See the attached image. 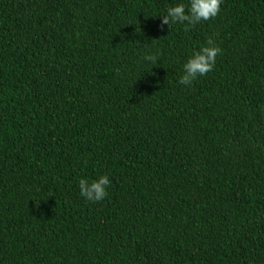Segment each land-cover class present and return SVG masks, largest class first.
Masks as SVG:
<instances>
[{"label": "trees", "instance_id": "1", "mask_svg": "<svg viewBox=\"0 0 264 264\" xmlns=\"http://www.w3.org/2000/svg\"><path fill=\"white\" fill-rule=\"evenodd\" d=\"M178 4L0 0V264H264V0Z\"/></svg>", "mask_w": 264, "mask_h": 264}, {"label": "clouds", "instance_id": "2", "mask_svg": "<svg viewBox=\"0 0 264 264\" xmlns=\"http://www.w3.org/2000/svg\"><path fill=\"white\" fill-rule=\"evenodd\" d=\"M223 0H189L186 7L184 4H178L167 9L166 15L162 16L161 27L168 25L169 28L175 23H185L196 25L201 21H208L215 18L221 11ZM208 46L203 47L188 59L183 65V75L179 83L190 86L200 76H205L213 71L216 64V58L222 50L213 45L211 39L207 42ZM146 60L155 63V56H146ZM111 181L107 175H101L97 179L89 182L87 179L79 180L80 194L92 202L102 201L107 195V187Z\"/></svg>", "mask_w": 264, "mask_h": 264}]
</instances>
